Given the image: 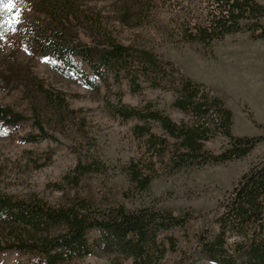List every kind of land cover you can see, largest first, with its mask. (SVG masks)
Listing matches in <instances>:
<instances>
[{
    "label": "rangeland",
    "instance_id": "rangeland-1",
    "mask_svg": "<svg viewBox=\"0 0 264 264\" xmlns=\"http://www.w3.org/2000/svg\"><path fill=\"white\" fill-rule=\"evenodd\" d=\"M259 1L264 4V0ZM16 3L20 23L13 26L14 30L8 24L0 29V107H9L26 120L16 127L0 124V195L25 201L37 197L57 206L64 203L65 197L80 194L107 205L124 203L130 210L143 206L176 214L190 210L198 219L189 222L184 230L168 233L176 239L178 251L167 255L164 263L181 264L187 258L185 264H213L197 249L199 236L205 234L211 239L218 232L215 221L219 204L251 165L264 157V142L242 160L184 168L173 174L162 171L149 191L135 192L126 167L132 160L147 158L145 140L135 133L141 122L137 119L124 122L111 109L117 105L119 95L125 105L133 108L151 101L180 123L189 117L172 107L176 95L147 83L141 92L133 93L129 80L122 78L118 83L111 75L105 85L78 58L74 62L81 74L65 71L60 63L36 51L31 36L34 29L41 32L43 28H57L60 23L69 29L76 43L87 45L99 42L103 27L125 45L133 44L140 36L185 78L223 100L232 112V134L236 137L264 136V40L240 33L210 48L200 43L169 42L150 28L132 30L123 26L117 21L118 0H16ZM57 8L65 15L55 14ZM162 12L166 16V11ZM99 22L102 27L96 29ZM85 78L99 82L100 90L89 87ZM36 80L52 95L65 97L66 106L60 108L40 95ZM37 122L50 137L28 143V136L40 134ZM153 132L162 134L157 126ZM227 146L228 139L217 136L206 144V149L222 154ZM93 161L101 163L102 172L86 175L78 189L64 185L63 178L79 163L90 165ZM56 184L63 185L65 191L58 190ZM124 193L129 197L124 198ZM5 228L0 225L2 246L10 239ZM98 238V233L92 235L93 241ZM29 261L28 256L16 252L0 253V264H30ZM73 264H134V260L95 248L91 256Z\"/></svg>",
    "mask_w": 264,
    "mask_h": 264
},
{
    "label": "trees",
    "instance_id": "trees-1",
    "mask_svg": "<svg viewBox=\"0 0 264 264\" xmlns=\"http://www.w3.org/2000/svg\"><path fill=\"white\" fill-rule=\"evenodd\" d=\"M55 14L65 15L59 8ZM117 21L132 30L150 28L169 42L200 43L206 48L240 33L264 40V4L259 0H118ZM71 35L60 23L54 29H34L31 37L36 51L60 63L63 70L81 74L74 62L78 58L105 85L111 75L118 83L122 78L129 80L133 93L141 92L146 83L170 91L176 95L172 107L189 117L176 123L151 101L133 108L125 105L119 95L117 105L111 109L113 114L124 122L140 121L135 133L145 140L147 158L132 160L126 167L135 192L149 191L162 171L173 174L184 168L242 160L264 142V136H234L233 115L223 100L185 78L140 36L133 44L125 45L103 27L99 42L87 45L76 43ZM85 82L92 89L101 88L99 82L87 78ZM35 83L40 95L50 103L66 106L65 97L54 96L43 84L37 80ZM34 111L39 113L37 108ZM25 120L21 113L0 107V124L16 127ZM37 125L40 134L28 136L26 142L50 137L40 122ZM156 126L162 134L153 132ZM217 136L228 139L222 154L206 149V144ZM251 166L219 204L215 221L218 232L211 239L205 234L199 236L197 249L213 264H264V157ZM101 167L98 161L79 163L63 183L78 189L86 175L102 172ZM55 186L65 191L63 185ZM123 196L127 198L129 194ZM196 219L190 210L183 214L147 206L130 210L124 203L107 205L80 194L65 197L64 203L57 206L37 197L25 201L0 195V225L10 235L6 244L0 245V253L28 256L30 264H73L99 248L107 254L132 258L134 264H165L167 255L178 251L176 239L168 233L184 230ZM94 233L99 238L93 241Z\"/></svg>",
    "mask_w": 264,
    "mask_h": 264
},
{
    "label": "snow or ice",
    "instance_id": "snow-or-ice-1",
    "mask_svg": "<svg viewBox=\"0 0 264 264\" xmlns=\"http://www.w3.org/2000/svg\"><path fill=\"white\" fill-rule=\"evenodd\" d=\"M7 14V19H4ZM0 29L3 28L4 24H8L10 28L20 23V11L17 9L16 0H0Z\"/></svg>",
    "mask_w": 264,
    "mask_h": 264
}]
</instances>
